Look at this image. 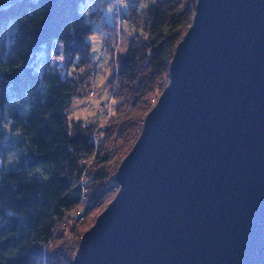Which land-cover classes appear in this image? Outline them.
Listing matches in <instances>:
<instances>
[{"label": "water", "instance_id": "obj_1", "mask_svg": "<svg viewBox=\"0 0 264 264\" xmlns=\"http://www.w3.org/2000/svg\"><path fill=\"white\" fill-rule=\"evenodd\" d=\"M73 264H264V0H199Z\"/></svg>", "mask_w": 264, "mask_h": 264}, {"label": "trees", "instance_id": "obj_2", "mask_svg": "<svg viewBox=\"0 0 264 264\" xmlns=\"http://www.w3.org/2000/svg\"><path fill=\"white\" fill-rule=\"evenodd\" d=\"M82 1L0 0V159L21 151L15 166L0 168V264L74 263L82 235L117 195L119 167L168 83L199 0H133L128 45L116 51L118 79H108L115 103L104 122L89 124L68 116L98 73ZM44 164L42 182L31 174Z\"/></svg>", "mask_w": 264, "mask_h": 264}, {"label": "rangeland", "instance_id": "obj_3", "mask_svg": "<svg viewBox=\"0 0 264 264\" xmlns=\"http://www.w3.org/2000/svg\"><path fill=\"white\" fill-rule=\"evenodd\" d=\"M151 3L154 0H145L144 3ZM133 3V0H123L121 2V9L123 13L126 14V10L128 6ZM143 3V4H144ZM79 10L87 16V21L93 25L92 34L88 37V41L92 46L91 57L96 63V67L98 69V73L96 75V92L94 96H89L88 94L81 97H74L72 99L71 106L69 108L68 116L70 120H80L83 121L84 124H89L95 121L104 122L107 112L111 110V105L115 103V100L110 98V88L108 84V79L110 78V71L112 67V62L115 58V51L119 47V52H123L125 46H127L129 41V29L127 24L124 26L123 36L120 38V42L114 45L116 46V50L114 53L112 52V46L106 47L105 43V30L106 23L111 22L112 16L115 14L116 10V0H84L80 2ZM102 12V17H96V15H92L91 12ZM12 24V33H15L17 30V22L11 21ZM58 44L55 41L52 45V50L54 52L53 58L57 65L62 62V47H55ZM58 49L59 53L56 50ZM42 52H46L47 48H43ZM116 80V79H115ZM115 87V86H114ZM167 87V85H166ZM165 87V88H166ZM116 88V87H115ZM114 88V93H115ZM162 92L158 93L156 99L153 101V104L156 105L159 95ZM153 105V106H154ZM107 120V118H106ZM6 139L0 141V146L4 145ZM21 151L18 147H15L9 153H7L6 158L3 160L0 159V168H5L6 170L15 166L19 161V155ZM49 165H41L37 167L33 172L32 176H37L38 179L42 182L49 177L48 176ZM119 191V190H118ZM118 193V192H117ZM116 197V196H115ZM114 197V198H115ZM113 198V199H114ZM82 206V205H81ZM83 206L79 208L77 211L80 214ZM106 208V207H105ZM76 212V213H77ZM77 214V215H78ZM96 221V220H95ZM93 225V224H92ZM91 225V226H92Z\"/></svg>", "mask_w": 264, "mask_h": 264}, {"label": "built area", "instance_id": "obj_4", "mask_svg": "<svg viewBox=\"0 0 264 264\" xmlns=\"http://www.w3.org/2000/svg\"><path fill=\"white\" fill-rule=\"evenodd\" d=\"M122 1L123 0H116L115 14L112 17V22L110 23L111 25L106 29V34H105L106 38H105V43H104L106 47L114 46L113 44L119 43L120 38L123 36L122 31L124 29V26L127 24V18L125 16V13H123L121 9ZM116 51L114 55L115 58H114V61L112 62V67L110 71V77H112L114 80L118 79V74H119V66L117 62ZM96 89L97 88L95 85H92L91 87H89L88 95L94 96Z\"/></svg>", "mask_w": 264, "mask_h": 264}, {"label": "crops", "instance_id": "obj_5", "mask_svg": "<svg viewBox=\"0 0 264 264\" xmlns=\"http://www.w3.org/2000/svg\"><path fill=\"white\" fill-rule=\"evenodd\" d=\"M112 17H113V16H112ZM111 22H112V20H111ZM111 22L106 23V24L109 26V25H111V24H110ZM106 29H107V27H106ZM105 34H106V30H105Z\"/></svg>", "mask_w": 264, "mask_h": 264}]
</instances>
